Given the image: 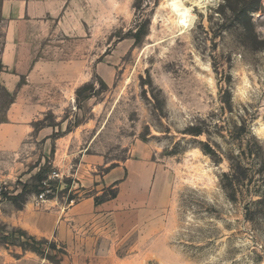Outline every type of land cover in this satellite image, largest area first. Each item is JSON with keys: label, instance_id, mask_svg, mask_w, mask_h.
I'll list each match as a JSON object with an SVG mask.
<instances>
[{"label": "rangeland", "instance_id": "obj_1", "mask_svg": "<svg viewBox=\"0 0 264 264\" xmlns=\"http://www.w3.org/2000/svg\"><path fill=\"white\" fill-rule=\"evenodd\" d=\"M181 2L188 26L167 0H74L17 29L0 127L30 132L0 137V264H264V0ZM126 163L154 171L143 197ZM118 195L70 245L23 228Z\"/></svg>", "mask_w": 264, "mask_h": 264}, {"label": "crops", "instance_id": "obj_2", "mask_svg": "<svg viewBox=\"0 0 264 264\" xmlns=\"http://www.w3.org/2000/svg\"><path fill=\"white\" fill-rule=\"evenodd\" d=\"M74 0H0V20L5 23V42L0 56L4 66L12 67L16 65L18 55V45L23 40L16 32L25 24H39L47 27L55 19L63 18L67 14L68 8ZM33 72V70H32ZM31 76V75H29ZM3 132L8 133L5 142H21L30 132L27 125L7 124L0 127V137H4ZM5 136V137H7ZM124 174L114 179L119 181V189L131 183V197H143L144 191L154 182V171L144 165L129 166L125 164L122 169ZM143 192V193H141ZM111 200L100 205H95L92 198H86L79 203L69 206L63 211V218L60 219V212H52L49 216L33 213L23 228L31 234L38 236H50L55 230L56 239L62 243L70 245L72 239L67 234L71 227L81 233L89 234L90 223L97 215L109 214L114 208L115 202L119 199ZM31 213V212H30ZM72 232V231H71ZM74 237V234H73Z\"/></svg>", "mask_w": 264, "mask_h": 264}, {"label": "bare ground", "instance_id": "obj_3", "mask_svg": "<svg viewBox=\"0 0 264 264\" xmlns=\"http://www.w3.org/2000/svg\"><path fill=\"white\" fill-rule=\"evenodd\" d=\"M196 2L200 3L204 0H195ZM167 7L176 14L177 23H181L183 26H188L191 18H188L186 14L187 10L183 6L181 0H167ZM185 14V15H184Z\"/></svg>", "mask_w": 264, "mask_h": 264}, {"label": "trees", "instance_id": "obj_4", "mask_svg": "<svg viewBox=\"0 0 264 264\" xmlns=\"http://www.w3.org/2000/svg\"><path fill=\"white\" fill-rule=\"evenodd\" d=\"M115 197H116V194H113V195L111 196V199H113V198H115ZM29 239L34 240L32 237H29ZM52 244H54V243H52Z\"/></svg>", "mask_w": 264, "mask_h": 264}]
</instances>
